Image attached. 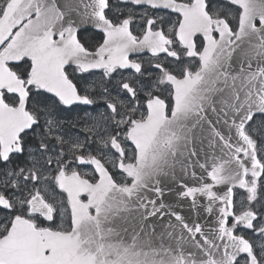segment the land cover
I'll use <instances>...</instances> for the list:
<instances>
[{"label": "snow or ice", "instance_id": "1", "mask_svg": "<svg viewBox=\"0 0 264 264\" xmlns=\"http://www.w3.org/2000/svg\"><path fill=\"white\" fill-rule=\"evenodd\" d=\"M119 2L0 0V264H264V0Z\"/></svg>", "mask_w": 264, "mask_h": 264}, {"label": "flooded vegetation", "instance_id": "2", "mask_svg": "<svg viewBox=\"0 0 264 264\" xmlns=\"http://www.w3.org/2000/svg\"><path fill=\"white\" fill-rule=\"evenodd\" d=\"M112 5L114 6L113 7V12L119 14L120 11H123L124 15H127L128 14V11L130 8H132L133 6L131 5H127L125 6L124 4L122 3H115V0H112L111 1ZM141 9V8H140ZM159 15H164V13L160 12L158 13ZM109 15L111 16L112 13H109ZM173 20L175 19V17L173 16L172 17ZM131 27V30L133 31L134 34L136 35H140L141 34V29L138 27V24L136 23V21H134L133 25L130 26ZM165 27H167V25H165ZM85 32V31H84ZM84 32H81L80 34H83ZM88 32H92V30H88ZM92 33H95V32H92ZM97 36L95 37H91V38H88L87 36H84L85 38L83 39L84 40V43L85 45L88 47V48H92L93 47V44L95 42H98L99 43L102 41V34L100 33H95ZM98 43V44H99ZM135 58L139 61H142L144 63V66L147 67L150 60H151V55L148 54V53H145V54H141V55H138V56H135ZM98 71H103L101 69H99ZM98 73V72H91L89 71L88 73H83L86 77H88L89 79H83V83H82V86L83 87L85 85V82H87L89 85H91L93 82H98L100 79H96L94 78V75ZM128 71H123V75L125 77L128 76ZM120 79V73H117L114 75L113 77V83H115L116 80ZM82 107V106H80ZM77 112H78V107L77 106H73L72 107V110L71 111H68L67 112V115L69 116L70 120L69 122H71L73 119H75L76 115H77ZM79 115L83 116L84 113L83 112H79ZM73 131H76V129H73ZM82 136H83V133H82ZM90 168V167H89ZM92 170V169H91Z\"/></svg>", "mask_w": 264, "mask_h": 264}, {"label": "water", "instance_id": "3", "mask_svg": "<svg viewBox=\"0 0 264 264\" xmlns=\"http://www.w3.org/2000/svg\"><path fill=\"white\" fill-rule=\"evenodd\" d=\"M84 28H94V27L91 26V25H87V26H84ZM94 29H96V28H94ZM96 30H99V29H96ZM224 131H226V130H224ZM225 187L226 186H221V190H223ZM165 200H166V202H170V203H174L175 202V198L173 196H170L167 193V190H165ZM189 205H190V201L188 202V204H185L183 207H177V211L182 212L183 214H185L186 216H188L190 219H196V213L190 209ZM202 215L205 216V217L208 216L207 213H202ZM200 222L203 223V224H205V230H207L208 224H207L206 220H201ZM130 233H131V227H129V234L121 233V236L127 242H130ZM118 239H119V237L114 238L113 242H117ZM154 243H155V246L158 247L160 242H159V240H156Z\"/></svg>", "mask_w": 264, "mask_h": 264}, {"label": "rangeland", "instance_id": "4", "mask_svg": "<svg viewBox=\"0 0 264 264\" xmlns=\"http://www.w3.org/2000/svg\"><path fill=\"white\" fill-rule=\"evenodd\" d=\"M217 2L219 3V4H221V5H224V6H228V4L226 3V2H223V1H221V0H217ZM143 11V9L141 8H135L134 9V17H135V21H136V23L137 24H139V14L141 13ZM173 19V18H172ZM86 36L88 37V38H90L91 37V34H86ZM78 75V77L79 76H82V79H78V80H76V82H78L81 86H82V83H83V79H84V75H82V74H77ZM63 115L67 118V120L69 121L70 120V118H69V116L67 115V112H65V113H63ZM257 123H259V116H257V121H256ZM73 131V130H72ZM76 131H79L78 129H76ZM76 131H73V132H76ZM81 136H82V133H81ZM61 199V197L60 196H57V200L59 201ZM235 200H237L236 202H237V205H236V207H237V209H240L241 208V200H243L244 201V199H243V197L240 195L237 199H236V197H235ZM262 203H264V200H262L261 201ZM246 204L244 203V206H245ZM69 218V216L68 217H66V219H68ZM58 223H60V220L58 219Z\"/></svg>", "mask_w": 264, "mask_h": 264}]
</instances>
